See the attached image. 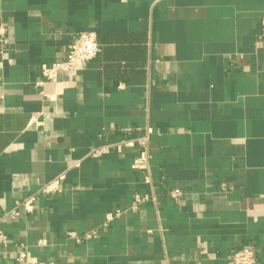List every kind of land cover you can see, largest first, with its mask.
<instances>
[{"label":"crops","instance_id":"0c3cea01","mask_svg":"<svg viewBox=\"0 0 264 264\" xmlns=\"http://www.w3.org/2000/svg\"><path fill=\"white\" fill-rule=\"evenodd\" d=\"M263 15L264 0H0V217L36 196L0 221V264H230L242 247L264 264ZM84 30L97 55L44 80ZM147 128L137 169L138 145L111 144Z\"/></svg>","mask_w":264,"mask_h":264},{"label":"built area","instance_id":"2783aa9c","mask_svg":"<svg viewBox=\"0 0 264 264\" xmlns=\"http://www.w3.org/2000/svg\"><path fill=\"white\" fill-rule=\"evenodd\" d=\"M258 37L264 38V15L261 17ZM0 42L1 43L6 42V29L1 24H0ZM100 48H101V44L98 42L97 37L93 31H88V30L81 31L67 46V52L63 59L52 62L50 64L42 63L40 65L41 76L46 81L56 83L58 81V76L61 72L71 73L79 68H82L97 55V53L100 51ZM41 94L45 100H52L55 97V94H47L44 92H41ZM32 122H35L33 118L30 120V123ZM150 131H151L150 128H147L144 134L138 136L135 139H127V140L123 139L111 145L114 146V148L118 151L121 149L122 146H134L135 144L138 145L139 150L137 155L133 158L132 167L137 169L147 170L149 165V154L147 152L146 146ZM109 147L110 146L105 145V146L92 148L89 151V155L92 157L98 156L102 153L107 152L109 150ZM63 177H64L63 174H59L53 179L41 184L37 190L38 191L37 193L51 194V193L60 192L61 191L60 182L63 179ZM222 187H224L223 184ZM179 194L180 191L178 189H174L170 192V196L174 198H177ZM35 197H36L35 194H30L25 198H23L22 200L16 201L13 208L3 213V215L0 217V221L3 218H9V219L16 218L19 215L20 210H23L25 212H31L33 210ZM147 199L148 196L135 195L134 197L135 202L132 208L134 209L137 203L146 201ZM115 214H118V212H115L114 214L108 213L106 215V221L111 220ZM104 224H106V222ZM67 234L68 236L78 240V236L77 234H75V232H68ZM96 234L97 232L93 230L91 232H87L85 234V237L86 238L94 237L96 236ZM40 242L43 243L44 240H40ZM7 243H8V237L0 225V245H4ZM24 256H25L24 253H20L16 257V261L18 264L22 261ZM229 262L230 264H255V252L250 247L239 248L230 255ZM30 264H55V263L53 261H47V262H32Z\"/></svg>","mask_w":264,"mask_h":264}]
</instances>
